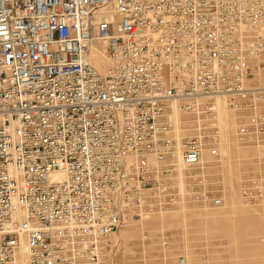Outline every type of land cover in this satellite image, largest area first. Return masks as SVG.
<instances>
[{"label": "built area", "instance_id": "built-area-1", "mask_svg": "<svg viewBox=\"0 0 264 264\" xmlns=\"http://www.w3.org/2000/svg\"><path fill=\"white\" fill-rule=\"evenodd\" d=\"M263 79L264 0H0V264H113L127 223L219 207L218 104L264 160Z\"/></svg>", "mask_w": 264, "mask_h": 264}, {"label": "rangeland", "instance_id": "rangeland-1", "mask_svg": "<svg viewBox=\"0 0 264 264\" xmlns=\"http://www.w3.org/2000/svg\"><path fill=\"white\" fill-rule=\"evenodd\" d=\"M223 104L218 109L230 120L232 154L228 163L220 154L219 167L208 171L220 189L221 205H184L187 211L207 212V220L180 217V206L151 215V225L144 218L127 223L117 232L120 248L113 264H176L179 255L186 264H264V160L258 145L236 141L232 115ZM245 182L253 192L248 201L241 195Z\"/></svg>", "mask_w": 264, "mask_h": 264}, {"label": "bare ground", "instance_id": "bare-ground-1", "mask_svg": "<svg viewBox=\"0 0 264 264\" xmlns=\"http://www.w3.org/2000/svg\"><path fill=\"white\" fill-rule=\"evenodd\" d=\"M96 53H93L91 55L92 59H93V63L95 65V67L99 70L102 71L106 66H107V61L105 59V57H103L101 54L98 53L99 49L96 48ZM221 103V102H220ZM223 104V103H222ZM224 105V104H223ZM225 107V106H224ZM219 113H218V118H219V124H220V128L224 131V134L221 135V144H220V154L222 156V158L224 160H226V162L228 163L229 161V157L231 156V150H232V146H231V139L229 137H227V128L230 127V120L226 117L224 109L222 107H219L218 109ZM231 114V113H230ZM232 115V114H231ZM233 120V117H232ZM233 132L235 131V126L233 123V128H232ZM180 175V174H179ZM181 176V175H180ZM55 179H58L59 177L57 176H53ZM180 180H182L181 177H179ZM182 209L180 214V217L182 218H189L192 215H197V216H201L203 219L207 220L208 217V213L207 212H199V211H192V210H186L185 206H181L180 210ZM141 221L143 222V218L141 219ZM153 222L151 216H146L144 217V223H146V225H151ZM117 235V234H116ZM119 236V235H118ZM17 260V264H25V245L22 243L19 253L16 257Z\"/></svg>", "mask_w": 264, "mask_h": 264}]
</instances>
